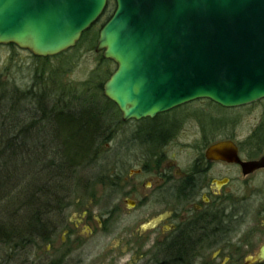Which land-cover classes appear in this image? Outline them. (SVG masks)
<instances>
[{
	"label": "water",
	"instance_id": "water-1",
	"mask_svg": "<svg viewBox=\"0 0 264 264\" xmlns=\"http://www.w3.org/2000/svg\"><path fill=\"white\" fill-rule=\"evenodd\" d=\"M95 52L116 69L102 93L121 120L154 117L206 99L236 108L264 99V0H114ZM107 0H0V44L35 56L75 46ZM227 141L210 147L242 173L264 168V154L241 161ZM264 257V243L254 260Z\"/></svg>",
	"mask_w": 264,
	"mask_h": 264
},
{
	"label": "flooded vegetation",
	"instance_id": "flooded-vegetation-1",
	"mask_svg": "<svg viewBox=\"0 0 264 264\" xmlns=\"http://www.w3.org/2000/svg\"><path fill=\"white\" fill-rule=\"evenodd\" d=\"M226 131V118L187 117L175 108L126 120V249L104 253L108 264H264V257L254 260L264 243V192L253 185L264 168L243 174L239 163L208 154L229 141L239 160L259 159L264 151L253 156L248 148L264 143V120L245 143ZM111 220H96L95 234L114 235ZM62 229L33 240L26 263L86 264L83 248L94 231L84 241L66 224ZM60 233L65 236L58 241ZM17 257H0V264H17ZM97 258L88 264H98Z\"/></svg>",
	"mask_w": 264,
	"mask_h": 264
},
{
	"label": "rangeland",
	"instance_id": "rangeland-1",
	"mask_svg": "<svg viewBox=\"0 0 264 264\" xmlns=\"http://www.w3.org/2000/svg\"><path fill=\"white\" fill-rule=\"evenodd\" d=\"M107 4H109L108 14L101 15L83 32L74 47L56 55L39 57L14 45L0 44V97L4 94L17 96L19 92L29 89L38 91V86L34 85L43 82L44 85H40L42 87L39 86V88L49 90L50 105L76 107L78 103L86 99L91 103L86 102L84 106L90 112L99 105L110 108L107 118L110 117L109 115L115 116V111L117 112L116 119L111 123L114 136L102 146L104 156L100 165V167L103 166L102 169L95 166L77 174L72 193L67 199L69 205L62 213L64 217L62 225L66 224L69 230L79 232L84 241L91 230L94 231L93 235L96 233L98 227L96 220L103 223L106 217L112 219L110 229L115 232L114 235L107 236L98 232L95 236L88 237L90 242L83 248V259L86 264L97 256L98 264H108L103 258L104 253L116 254L126 249V203L124 202L126 200V122L121 120V113L115 105L110 107L105 103L106 98L100 89L109 74L116 69V65L113 61L103 58L102 51L95 52L99 30L115 8L113 0H109ZM40 75L41 79L38 78ZM95 93H100L102 98L97 94L92 97ZM35 101L29 97L28 100L17 103L18 106L32 108L31 106L36 107ZM175 112L184 113L185 116L193 118L200 115L226 118V133L234 132L238 141L243 140L245 143L249 133L264 120V99L236 108H223L209 100L200 99L176 107ZM189 122L194 124V120ZM188 132H191L190 129ZM263 151L264 143L260 144L259 148H248V153L253 156H259ZM98 170L106 172L107 177L103 182L97 177L93 178ZM106 182H108L107 185ZM253 185H257L259 190L263 189L262 192H264V170L258 174ZM227 187L229 189L230 186ZM245 190L248 191L246 188ZM246 191L242 192L243 195H246ZM57 232L64 231L61 227ZM64 236L65 234L60 233L57 240ZM5 251L7 250L0 246L1 258L10 256ZM27 256L26 251L19 253V257L16 258L17 264H23L22 262L28 264ZM124 258L126 256L122 257L123 260ZM119 264H124V261H120Z\"/></svg>",
	"mask_w": 264,
	"mask_h": 264
},
{
	"label": "trees",
	"instance_id": "trees-1",
	"mask_svg": "<svg viewBox=\"0 0 264 264\" xmlns=\"http://www.w3.org/2000/svg\"><path fill=\"white\" fill-rule=\"evenodd\" d=\"M108 11L109 4L102 16ZM38 84L34 85L38 91L0 97V246L10 256L62 227V213L69 205L77 174L100 167L102 146L114 136L111 123L116 111L109 118L106 106L90 112L84 106L86 99L76 107L50 105L49 90L39 88L43 82ZM96 94L100 96L92 97ZM29 97L37 98L36 107L18 106ZM104 101L115 105L107 98ZM95 177L103 182L106 172L98 170Z\"/></svg>",
	"mask_w": 264,
	"mask_h": 264
}]
</instances>
